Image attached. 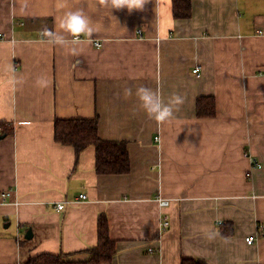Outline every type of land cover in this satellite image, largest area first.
Listing matches in <instances>:
<instances>
[{
    "label": "crops",
    "instance_id": "0c3cea01",
    "mask_svg": "<svg viewBox=\"0 0 264 264\" xmlns=\"http://www.w3.org/2000/svg\"><path fill=\"white\" fill-rule=\"evenodd\" d=\"M192 1L175 18L173 0H0V120L14 127L0 138V264H22L20 242L86 256L101 211L117 249L103 264H264V0ZM77 9L93 31L55 44V18ZM140 85L173 101L171 117L147 116ZM201 95L215 116H197ZM97 114L103 139L126 140L129 172L99 174L94 146L77 156L55 140L56 118Z\"/></svg>",
    "mask_w": 264,
    "mask_h": 264
},
{
    "label": "trees",
    "instance_id": "16d2710c",
    "mask_svg": "<svg viewBox=\"0 0 264 264\" xmlns=\"http://www.w3.org/2000/svg\"><path fill=\"white\" fill-rule=\"evenodd\" d=\"M192 0H173L175 18H189L192 15ZM216 98L213 95H201L197 98L196 113L199 117L216 115ZM14 127L0 120V134H11ZM55 140L61 144L71 145L78 156L88 146H94L96 153L95 170L99 174H121L130 170V156L126 140L103 139L99 135V116L93 118H56ZM223 233H231L229 225L223 227ZM27 242V239H24ZM21 246L22 264H103L113 259L117 249L116 241L110 235V222L105 211L99 213L98 243L82 252L86 256L76 257L75 253L43 252L31 255L32 245ZM77 253V252H76ZM182 264H209L205 258H183Z\"/></svg>",
    "mask_w": 264,
    "mask_h": 264
},
{
    "label": "clouds",
    "instance_id": "9594fccd",
    "mask_svg": "<svg viewBox=\"0 0 264 264\" xmlns=\"http://www.w3.org/2000/svg\"><path fill=\"white\" fill-rule=\"evenodd\" d=\"M99 3L103 6H111L112 9H123L126 7L131 12L134 9H142L146 0H99ZM58 7H63V5L58 3ZM55 23L57 28L62 30V32L58 31L56 33L54 41L55 44L60 46L75 43V39L71 41L68 39L69 36L75 38L84 33L91 34L93 31L89 17L79 9L63 12L62 16L55 18ZM45 34L51 36L52 32L45 29ZM125 95H132L131 88L125 90ZM135 96L140 103V107L150 119H154L157 123H160L171 117L172 108L170 104L173 101L166 103L159 94V91H154L151 88L140 85L136 88ZM175 102H180L178 96L175 97ZM158 203L161 208H166L169 202L161 199Z\"/></svg>",
    "mask_w": 264,
    "mask_h": 264
},
{
    "label": "built area",
    "instance_id": "2783aa9c",
    "mask_svg": "<svg viewBox=\"0 0 264 264\" xmlns=\"http://www.w3.org/2000/svg\"><path fill=\"white\" fill-rule=\"evenodd\" d=\"M139 32H141V29H139ZM79 36H77L76 38H79ZM97 45H100V42H96ZM193 72H195L197 75H201V66L200 65H196L194 68H193ZM248 154V153H246ZM254 160L256 161V159L254 158ZM11 194V190H6L4 192H2V198L3 200L6 199L7 196H9ZM87 198V194L86 193H81L79 195V198H77L76 200H74L73 202H79L83 199H86ZM161 199H165L167 200L169 203H168V206L169 204L171 203V200L170 198H167V197H164V196H157L156 200L159 202ZM58 208H64L65 207V201L63 202H60L57 204ZM160 206V205H159ZM170 225V217H169V214H164L162 220H161V223H160V227H161V230H164L166 227H168ZM259 229V228H258ZM258 238V234L254 233V234H249L245 237V240L248 244H252L254 243ZM149 250L150 251H154L155 248L153 246L149 247Z\"/></svg>",
    "mask_w": 264,
    "mask_h": 264
},
{
    "label": "water",
    "instance_id": "95a60500",
    "mask_svg": "<svg viewBox=\"0 0 264 264\" xmlns=\"http://www.w3.org/2000/svg\"><path fill=\"white\" fill-rule=\"evenodd\" d=\"M3 135L0 134V138L2 137ZM33 236V232H32V228H29L27 233H26V237L27 238H31Z\"/></svg>",
    "mask_w": 264,
    "mask_h": 264
}]
</instances>
